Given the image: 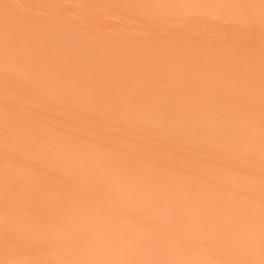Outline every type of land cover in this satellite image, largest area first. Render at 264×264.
<instances>
[{"label": "bare ground", "instance_id": "6f19581e", "mask_svg": "<svg viewBox=\"0 0 264 264\" xmlns=\"http://www.w3.org/2000/svg\"><path fill=\"white\" fill-rule=\"evenodd\" d=\"M0 264H264V0H0Z\"/></svg>", "mask_w": 264, "mask_h": 264}]
</instances>
